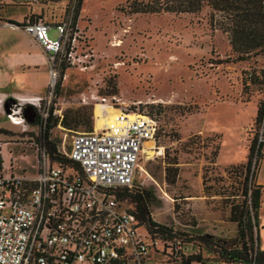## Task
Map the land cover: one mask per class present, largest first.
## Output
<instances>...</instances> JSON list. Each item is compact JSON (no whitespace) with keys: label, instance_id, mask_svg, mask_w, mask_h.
<instances>
[{"label":"rangeland","instance_id":"obj_1","mask_svg":"<svg viewBox=\"0 0 264 264\" xmlns=\"http://www.w3.org/2000/svg\"><path fill=\"white\" fill-rule=\"evenodd\" d=\"M126 1L81 0L75 24L70 25L74 63H61L68 68L57 95L53 88L60 65L47 62L41 71L20 67L19 88L0 93L5 97L0 99V143H16L9 157L13 173L31 174L34 146L30 142L39 134L38 120L46 119L49 110L55 120L48 132L52 140L71 132L94 131L101 119L105 126L119 127L112 118L117 113H127L128 118L134 113L151 117L157 126L156 146L163 148V155L150 157L152 153L145 149L133 184L149 192L151 220L176 232L182 256L200 250L204 261L220 262L190 238L206 234L229 240L236 235L223 195L236 190L237 184L231 183L234 173L226 169L244 164L250 140L254 137L257 142L262 134V124L254 123V118L264 100V54L239 60L230 51L226 35L210 28L205 8L197 14L124 15L117 8ZM47 2L49 23L66 15L72 22L75 0ZM29 3L0 0V17L21 24L29 9L40 5ZM47 35L56 39L53 29ZM16 37V32L0 28V39ZM32 83L37 91L26 92L24 88ZM90 96L114 97L118 103L110 109L90 101ZM83 98L89 103L83 104ZM26 99L38 100L30 105ZM25 105L35 110L37 120L21 131L22 126L14 127L6 120L4 108L7 113L19 109L15 117L22 119ZM252 161L257 164L258 158ZM167 165L176 168L172 183L165 181ZM138 232L144 234L142 229ZM155 247L159 249L157 243ZM149 254L152 264H179L160 256L159 250Z\"/></svg>","mask_w":264,"mask_h":264},{"label":"built area","instance_id":"obj_2","mask_svg":"<svg viewBox=\"0 0 264 264\" xmlns=\"http://www.w3.org/2000/svg\"><path fill=\"white\" fill-rule=\"evenodd\" d=\"M70 25L66 15L52 25L24 18L17 28L44 52L48 63L59 65L74 63ZM50 28L56 39L48 37ZM86 99L81 102L98 101L110 109L118 103L114 97ZM15 115L19 109L4 113L12 125ZM112 118L119 127L105 126L101 119L94 131L71 132L58 140L47 135L56 161H50L39 134L29 138L30 147L34 146L31 174H14L9 157L16 143H0V264H152L148 258L156 241L138 232L141 228L116 192L135 187V168L145 149L152 153L150 157L163 155V148L156 146V122L138 113L130 118L117 113ZM18 119L24 131L28 123ZM44 125L45 119H39L38 128ZM257 144H264L263 134Z\"/></svg>","mask_w":264,"mask_h":264},{"label":"trees","instance_id":"obj_3","mask_svg":"<svg viewBox=\"0 0 264 264\" xmlns=\"http://www.w3.org/2000/svg\"><path fill=\"white\" fill-rule=\"evenodd\" d=\"M80 2L81 0H75L73 5L72 25L75 24ZM204 8L207 10L210 28L217 29L226 35L230 51L236 54L239 60H244V57L249 55L264 54V0H129L124 5L118 6L117 11L124 15H178L197 14ZM0 21L16 27L21 25L1 18ZM59 65V76L53 88L54 95L58 94L63 71L68 68L65 64L60 63ZM261 77L264 83V67L261 70ZM54 123L55 120L52 119L49 110L45 125L39 128V141L44 145L50 161L58 159L54 156L53 144L46 139L48 130ZM254 123L262 124V126L264 124V100L256 109ZM62 125L67 126L65 122H62ZM261 149L262 144H257L253 137L247 148L245 163L226 169V171L234 173V181L232 180L231 183L237 184L236 190L227 191L223 195L224 203L229 207L228 220L236 225V235L229 240L206 234L190 238L192 243H196L200 248L216 255L220 262L204 261L201 258L200 250L182 256L181 247H177L182 242L179 241V237H176V232L151 220L149 192L137 187L130 190L120 189L116 192V198L131 205V208L129 205L128 209L135 218L136 226L143 229L148 241H156L159 245V249L154 247L152 255L157 254L159 250L160 256L167 259L173 258L179 264H242L249 260H253L255 264H264V251L258 249L257 236L259 228L257 226V210L264 194V187L256 186L253 183L256 163L252 161L254 158H259ZM163 170L165 181L172 183L176 168L167 165ZM228 187L230 188V186ZM164 249L166 252L163 253Z\"/></svg>","mask_w":264,"mask_h":264},{"label":"crops","instance_id":"obj_4","mask_svg":"<svg viewBox=\"0 0 264 264\" xmlns=\"http://www.w3.org/2000/svg\"><path fill=\"white\" fill-rule=\"evenodd\" d=\"M49 7L50 6L47 2L45 4L41 3L38 9L30 8L27 13L28 17L26 18H29L31 20L39 18L49 25H52L54 23L48 22L51 17ZM0 18L5 19L3 17ZM10 25H7V23H2L0 21V28H4L8 31H14L19 35V37L13 39H0V93L5 89L10 91L13 87L19 88L20 73L18 71L20 67H23L25 69L28 68L29 70H34L33 68H36L39 71L44 70L47 67L46 55L44 54V52L16 26ZM35 87V83H32L31 85L29 84V86H26V88L24 89L26 90V92H36L37 89ZM262 134L264 135V124L262 126ZM263 178L264 148L261 149L259 153V158L253 175L254 185L264 187ZM257 223L259 226L257 231L258 249L260 251H264V198H261V203L257 210Z\"/></svg>","mask_w":264,"mask_h":264},{"label":"water","instance_id":"obj_5","mask_svg":"<svg viewBox=\"0 0 264 264\" xmlns=\"http://www.w3.org/2000/svg\"><path fill=\"white\" fill-rule=\"evenodd\" d=\"M7 25H10L7 23ZM11 26V25H10ZM13 26V25H12ZM4 111L5 113H7L8 110H5L4 108ZM21 115H22V118L24 119V121L28 124H32V118L34 116V113H33V108L29 105H25L22 109H21Z\"/></svg>","mask_w":264,"mask_h":264},{"label":"bare ground","instance_id":"obj_6","mask_svg":"<svg viewBox=\"0 0 264 264\" xmlns=\"http://www.w3.org/2000/svg\"><path fill=\"white\" fill-rule=\"evenodd\" d=\"M51 81V77L49 79V82ZM51 83V82H50ZM38 99H26L25 102L29 103L30 105H36V102ZM11 121L14 123V125H12L9 121V123L14 126V127H17V126H20V124L22 123V121H20L18 118H14V117H11ZM148 154H150V152L148 151Z\"/></svg>","mask_w":264,"mask_h":264},{"label":"flooded vegetation","instance_id":"obj_7","mask_svg":"<svg viewBox=\"0 0 264 264\" xmlns=\"http://www.w3.org/2000/svg\"><path fill=\"white\" fill-rule=\"evenodd\" d=\"M33 113H34V116H33V118H32V123H33V122L35 123L37 119H36V113H35V110H34V109H33Z\"/></svg>","mask_w":264,"mask_h":264}]
</instances>
